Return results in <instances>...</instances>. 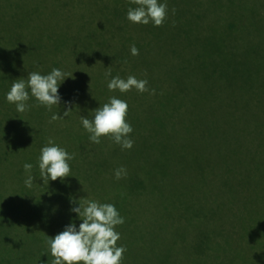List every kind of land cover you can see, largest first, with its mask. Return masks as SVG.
I'll use <instances>...</instances> for the list:
<instances>
[{"label": "trees", "instance_id": "16d2710c", "mask_svg": "<svg viewBox=\"0 0 264 264\" xmlns=\"http://www.w3.org/2000/svg\"><path fill=\"white\" fill-rule=\"evenodd\" d=\"M226 1L158 0L168 11L156 27L128 21V9L137 7L129 0H0V70L16 71L11 85L53 68L68 75L162 70L170 58L176 61L168 70H218L235 28L227 22L233 16L214 9ZM245 1L251 6L243 17L258 26L264 50V0ZM87 77L64 78L61 101L50 111L31 95L23 113L0 97V264H51L46 240L69 223L78 227L82 221L71 208L86 200L113 204L124 218L115 228L117 246L126 248L121 264H264L261 156L230 134L246 106L185 99L192 88L172 85L154 94L120 92L134 142L122 150L109 137L89 141L81 116L91 120L108 101L100 100L103 93L92 101ZM263 104L254 106L262 115ZM66 106L71 111L63 116ZM54 113L63 118L49 123ZM50 138L75 156L70 176L44 184L38 157ZM25 163L33 165L31 173ZM121 166L127 175L117 180ZM29 174L31 188L24 183Z\"/></svg>", "mask_w": 264, "mask_h": 264}, {"label": "clouds", "instance_id": "9594fccd", "mask_svg": "<svg viewBox=\"0 0 264 264\" xmlns=\"http://www.w3.org/2000/svg\"><path fill=\"white\" fill-rule=\"evenodd\" d=\"M129 3L137 7L128 9L126 14L128 21L145 25L151 22L156 27L163 25L168 11L166 3H158V0H129ZM130 51L132 55L139 54L134 45ZM67 76L71 75L57 68L44 75L39 72L28 73L27 80L21 79L12 83L6 93V100L10 104H15L17 112L23 113L28 110L26 101L31 95L36 99L37 106H44L50 111L61 101L59 85ZM105 76H111V71H107ZM147 84L146 79H137L129 75L127 79L112 77L107 87L110 91L119 90L121 93L131 91L133 88L143 93L149 91ZM151 91L154 94V90ZM68 103L65 102V105ZM70 111L71 108L66 106L63 116H67ZM127 112L126 101L110 97L107 103L94 109L91 120L81 116L83 128L90 134L89 141L98 144L101 137H109L120 145L122 150L131 149L134 142L129 138V134L133 129L126 121ZM63 116L54 113L49 123L62 119ZM74 156V153H68L50 138L48 144L40 149L38 157L39 176L44 184L49 180L56 181L58 178L63 180L70 176L68 161ZM23 167L27 173H31L33 165L25 163ZM126 175L127 170L123 166L114 170V177L117 180ZM33 180L34 177L29 174L24 181L25 186L31 188ZM71 211L82 221L78 227L74 223H69L54 237L46 235L48 237L46 243L53 257L51 264H121L126 248L117 246L120 233L115 228L124 223V218L120 216L115 206L86 200L79 203V206L72 207Z\"/></svg>", "mask_w": 264, "mask_h": 264}, {"label": "rangeland", "instance_id": "374dc122", "mask_svg": "<svg viewBox=\"0 0 264 264\" xmlns=\"http://www.w3.org/2000/svg\"><path fill=\"white\" fill-rule=\"evenodd\" d=\"M250 6L251 3L245 0L239 4L237 1L227 0L224 6H214L217 12L226 11L227 14L233 16L227 18V22L235 26L232 37L220 50L216 63L218 70H168L169 64L176 61L170 58L163 64L162 70H110L111 76L108 77L105 76V73L109 70H92V73L77 72L69 74L71 76L65 78L79 82L84 74L92 76L87 77L89 78L88 81L84 82L90 83L92 81V101L96 99V95L99 93H103L100 100L109 101L110 90L107 87L109 80L116 76L127 79L129 75H132L137 79L148 81L149 91L146 92L172 85L176 89L192 88L190 93L184 96L185 99H214L215 101L219 99L222 102L235 101L238 104H244L246 107L241 115L242 120L240 119L241 121L239 120L235 126L230 127V134H235L237 139L244 142L247 148H251L252 152L261 156L262 168L264 169V115L260 114L259 108L254 109V106H262L258 104L264 103V50H261L258 44V26L254 23H248L244 19L249 15ZM242 12L245 17H243ZM223 27L225 26L220 27V29ZM24 32L29 34V30ZM83 41L86 42V40ZM74 48L75 46H70L71 50ZM65 51L67 52L66 49ZM143 71L146 78H143ZM181 74L193 76V81L179 78ZM15 76V70H0V97L6 96L11 87L10 81L14 80ZM194 82L199 85L194 84ZM117 91L119 93L114 95L118 99H122L123 95L119 90ZM262 176H264V170H262ZM257 181L259 182V180L254 181V185ZM46 246L48 247L47 243ZM24 262H29V259H25Z\"/></svg>", "mask_w": 264, "mask_h": 264}]
</instances>
